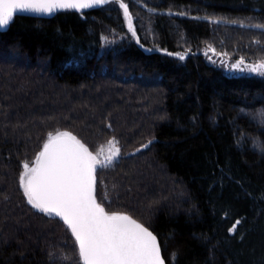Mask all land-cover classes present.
<instances>
[{
    "label": "trees",
    "instance_id": "obj_1",
    "mask_svg": "<svg viewBox=\"0 0 264 264\" xmlns=\"http://www.w3.org/2000/svg\"><path fill=\"white\" fill-rule=\"evenodd\" d=\"M137 1L124 0L135 37L117 2L15 16L0 32V264H82L70 230L19 185L57 129L91 151L116 138L97 199L148 227L166 264H264V154L251 140L264 125L240 114L264 108V77L214 59L264 58L252 27L264 0Z\"/></svg>",
    "mask_w": 264,
    "mask_h": 264
},
{
    "label": "snow or ice",
    "instance_id": "obj_2",
    "mask_svg": "<svg viewBox=\"0 0 264 264\" xmlns=\"http://www.w3.org/2000/svg\"><path fill=\"white\" fill-rule=\"evenodd\" d=\"M115 2L123 9L128 29L135 37L128 4L124 0ZM108 3L109 0H0V29L10 24L17 10L51 14L58 9L79 11ZM252 27L264 29V23ZM102 40L107 42L108 38ZM176 55L184 59L180 53ZM224 66L264 77V58L248 63L240 57L230 64L225 62ZM240 114L249 117L250 123L258 120L264 125V108L255 111L241 108ZM247 139L246 133L240 131L236 143L242 146ZM251 140L252 146L264 154V142L258 137ZM151 143L149 140L139 149H146ZM107 144V152L103 148L93 152L71 131L48 132L34 159L22 161L19 185L23 195L33 208L62 220L75 238L82 264H166L158 238L148 227L127 212L108 211L97 199L98 168L111 165L121 152L115 137ZM227 215L225 211V218ZM240 222L237 218L228 232L233 233ZM172 255L174 258L175 254Z\"/></svg>",
    "mask_w": 264,
    "mask_h": 264
},
{
    "label": "rangeland",
    "instance_id": "obj_3",
    "mask_svg": "<svg viewBox=\"0 0 264 264\" xmlns=\"http://www.w3.org/2000/svg\"><path fill=\"white\" fill-rule=\"evenodd\" d=\"M128 1H130V0H128ZM133 2H134V4L136 5V6H139V7H142L141 5H142V3H140L139 1H137V0H132ZM145 7V6H144ZM146 8V10L148 11V7H145ZM226 56V55H225ZM225 56H217V55H214V59L215 60H217V62L219 63V64H221L225 69H226V71H229V72H232V73H236V74H248V75H257V74H253V73H249V72H247V71H240V70H234V69H231L230 67H225L224 65H225V62H227V63H232V62H235V60L234 59H230V58H228V57H225ZM101 148H103V150H104V152H107V149H108V144L107 143H105V144H103V145H100L95 151H93V152H97L98 150H100ZM22 171V170H21Z\"/></svg>",
    "mask_w": 264,
    "mask_h": 264
},
{
    "label": "water",
    "instance_id": "obj_4",
    "mask_svg": "<svg viewBox=\"0 0 264 264\" xmlns=\"http://www.w3.org/2000/svg\"><path fill=\"white\" fill-rule=\"evenodd\" d=\"M110 2H115V0H109V3ZM107 5V4H105ZM105 5H94L92 6L91 8H97V7H102V6H105ZM89 8V9H91ZM63 10H67V9H58L56 10L55 12L51 13V14H44V13H36V12H29V11H20V10H17L14 15H13V18L15 16H31V17H35V18H45V19H49V18H52L57 12L59 11H63ZM72 10H75V9H72ZM83 10H88V9H83ZM81 11V10H79ZM12 22V21H11ZM10 22V24H11ZM9 24V25H10ZM9 25L6 27V28H3V29H0V32H5L8 28H9ZM59 218V217H58ZM60 219V218H59ZM61 220V219H60ZM62 221V220H61ZM150 230V229H149ZM151 231V230H150ZM75 239V238H74ZM159 242V240H158ZM78 247V246H77ZM161 254H162V250H161ZM163 256V255H162Z\"/></svg>",
    "mask_w": 264,
    "mask_h": 264
}]
</instances>
